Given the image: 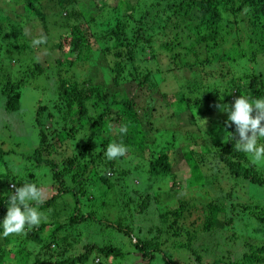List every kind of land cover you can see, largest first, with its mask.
I'll use <instances>...</instances> for the list:
<instances>
[{"label":"trees","instance_id":"obj_1","mask_svg":"<svg viewBox=\"0 0 264 264\" xmlns=\"http://www.w3.org/2000/svg\"><path fill=\"white\" fill-rule=\"evenodd\" d=\"M18 1L33 11L42 34L49 40L51 28L40 0ZM52 1L59 12L54 29L60 30L61 34L56 46L63 54L74 56L72 65H78L77 61H89L93 48L98 46L97 50L109 59L101 68L111 78L112 86L94 81L91 72L81 80L61 76L56 83L57 95L52 105L39 103L36 107L34 124L38 129L39 145L28 158L40 161L43 152L52 155V148H61L65 141L72 142L70 155L59 160L44 159L45 165L51 167L56 187L38 206L43 214V209L54 210L56 201H61L66 214L62 223H55L54 219L63 215L49 213L38 227L30 230L26 227L25 234L17 235L15 239L0 236V264H88V256L94 250L105 257L122 255V249L110 242H80L81 231L77 227L87 223L85 229H88L93 227V222L124 232L145 261L154 257L153 251H159L163 261L158 264H264V244L251 242L255 245L251 246L246 240L245 244L251 248L245 245L247 249L242 255L228 262L207 259L201 254L211 251L209 246H203L204 234L212 237L220 231L223 236L225 232L221 229L231 228V237H236L242 226L264 222V201L247 198V203L239 204L244 214L232 210L238 205L235 200L239 198L240 184L245 181L264 185V160L253 163L247 154L236 151L233 134L238 138V133H235V125L226 126L227 118L220 123L214 119L215 127L202 134L204 141L200 144V152L204 156L194 161L187 182L188 188L198 189L209 176L214 181L212 186L218 188L219 174L226 175L232 185L221 193V197H216L219 199L178 198L173 205L167 206L163 201L162 210L158 212L157 209L155 216L159 222L148 226L146 231L143 227L138 228V236L121 220L114 223L109 218L92 219L83 201L94 198L87 190L88 184H96V196L109 200L114 179L116 183L129 182L126 179L133 176L136 169L148 173V177H154L157 183L170 178L171 187L175 186L173 168L179 157L177 146L190 140L197 143L195 140L201 137V132L185 136L175 128L165 129L166 126L161 125L164 122L160 119L162 116H171L177 121L180 118L177 113L163 112L164 108H175L177 103L189 110L197 107L193 110L199 117L213 109L220 112L221 108L216 105L227 107L240 95L264 98V0H92L100 11L90 19L77 9L78 0ZM6 20L8 17L0 15V47L4 45L5 36L11 38L13 35L12 26L9 33L4 32L9 27ZM19 30L23 32V28ZM32 39L24 37L20 46L16 39L6 42L11 47L25 49L31 47ZM55 63L63 66L59 59ZM66 67L73 68L68 64ZM25 69L33 76L42 72L37 61ZM177 73L188 74V77L182 75L178 90L160 89V84L166 80H177ZM27 76L24 73L19 79L12 78L0 60V92L5 110L19 108L20 91ZM128 82L136 85L130 95L124 90ZM61 114L65 115L58 119ZM67 119L71 125L67 129L60 127L59 124L67 123ZM124 124L128 126L127 134L120 135L118 128ZM154 132L159 136L164 134L158 142L151 136ZM71 133L72 137L68 138ZM112 142L128 148L127 164L122 157L106 158L104 151ZM258 144L264 145V138L259 139ZM192 153L195 155L196 151L192 150L185 157H193ZM7 154L9 151L0 143V162L7 164L4 160ZM206 170L213 174L209 175ZM9 172L0 171V233L8 199L15 191L9 184L19 187L34 179L29 175L19 179ZM134 191L143 196L134 207L137 215L149 208V197L159 202V191L153 195H149L148 187L146 190L136 187ZM65 193L72 197V203ZM117 201L110 202L119 205ZM129 201L132 202V198ZM122 204L120 208H123ZM169 238L174 240L173 250L189 252V261L185 258L177 263L172 256H167L169 250L160 249ZM17 242L24 244L16 249L14 245H20ZM80 243L83 251L77 253ZM95 263H100V259Z\"/></svg>","mask_w":264,"mask_h":264},{"label":"rangeland","instance_id":"obj_2","mask_svg":"<svg viewBox=\"0 0 264 264\" xmlns=\"http://www.w3.org/2000/svg\"><path fill=\"white\" fill-rule=\"evenodd\" d=\"M105 1L110 2L114 0ZM40 3L44 12L48 15V23L51 28L50 39L46 44H42L38 47H33L30 42V48L27 47L25 49H17L9 46L6 41L16 39V44L20 46V44L24 42V37L26 40L38 37L40 34H42V30L33 11L24 7L22 2H17V0H0V15L8 17V20L5 21V24H9V27H7L4 32L9 33V31H11V26L13 27L11 32L13 35L11 38H9V35L5 36V39L2 42L4 45L3 47H0V60L2 61L3 69L12 78L16 79L22 77L24 73L29 75L25 78L24 85L21 88L20 104L17 110L8 111L4 109V97L0 92V143L3 149L9 151V154L4 157V160L7 161V164L0 162L2 165L0 167V171L4 173L10 171L9 173L16 174L19 179H23L28 175L33 177L34 179L31 181V183H35L38 187L43 189L46 199L51 195V192L55 190L56 185L53 183L52 173L50 170L51 167L47 164L45 165L44 159L49 157L59 160L67 155H70L72 153V142L70 140L65 141V143H62L61 148H52V155H47L46 152H43L41 155L42 160L40 161H37L31 157L28 158V156L32 154L33 150L39 145L38 129L34 124L36 107L39 106V103L52 105V101L57 95L56 83L58 78L61 76L66 79L71 77V80H81L86 77L88 72H91L94 81L96 82L104 83L106 86H112V81L111 78L108 77L107 72L101 68L103 65L105 66V64H107L109 59L107 57V61V59L103 57V54L97 50L98 46L93 48L94 50L89 61H77L79 62L78 65H72V63L75 61L74 56L68 53L63 54L64 52H62V50L56 46L59 36L61 35L60 30L54 29L55 26L53 25L55 23L54 21L59 19L58 8L56 7L57 5H55L52 0H40ZM77 5V9L81 10V13L85 15L86 19H90L91 16H97L99 14L100 10L97 9L96 4L92 0H78ZM20 27L23 28V32L25 34L19 30ZM96 52H98L97 55H95ZM58 59L63 63L62 67L58 65L56 66L55 61ZM105 60L107 62H105ZM36 61L40 64L42 72L33 76L30 75L25 68L29 65L32 66V64H34ZM69 61L72 62L68 63ZM163 62L166 63L165 60ZM67 64L69 66H73V68L70 70L69 67H66ZM182 75L188 77V74L177 73V80H166V82L160 84V89H167L170 92L178 90V86L182 80ZM135 86L136 85L133 82H128L124 85V90H127V93L130 95L132 94L133 90H135ZM160 98H158V100L163 102V100ZM194 108L197 107H192V109L189 110L186 106L184 107L181 105V103H177L175 108H171L170 106L169 108H164L163 112H167L169 114L177 113L180 118L179 121L171 116L166 118L165 115L160 118L162 121L164 119V122L161 125H165V129L167 127L175 128L177 131H180L182 135L186 136L187 134H199L201 132V137H197L195 140L197 143H194L192 140H190L186 141V143H179V146L181 145L180 148L177 146L179 157L177 158V162L173 168L176 173L177 183H175V186L173 188L171 187L170 178H167V180H159L157 183V181L155 182L154 177H148V173L141 172L139 169H136V172H132L133 176L126 179L129 182L121 181L120 183L119 181L116 183V179H114L113 187L108 193L109 200L104 199L106 197L102 198L96 196L98 194V188L96 187V184H88L87 190L94 194V198L87 200L84 199L83 201H85V205H87L86 210H89L88 213L92 215V219L93 217L104 220L109 218L114 223H116L118 220H121L123 225H130L133 234L138 236V228L143 227V231H146L148 226L159 222L158 218L156 219L155 216L157 214V209L158 212L162 210L163 201V205L167 206L169 204L173 205L178 198L197 199V201L219 199L216 197H221V193H224L229 189L232 183H230V180L227 179L226 175L222 174H219L218 179H216L219 184L218 188H214L212 186L214 181H212V177L209 178L208 175L207 182H205L204 185L198 189L187 187V182L190 178L191 166L197 158L204 156L200 152V144L202 145L204 141V135L202 138V134H205L207 129L215 127L213 123L214 119H217V122L220 123L227 118V112L223 111L222 109L220 112H217L216 109H213L208 111V113L198 117V114H194ZM64 115L65 114H61L57 118L59 119ZM67 121L68 122L65 124H59L60 127L65 126L67 129L71 125V122H69L68 119ZM173 124H175V127H172ZM216 132L219 131L216 130ZM160 135L161 136H159L158 132H154L151 136L154 138V140H156V142H158L161 140L162 135L164 134L160 133ZM71 137L72 133L68 138ZM215 139H217V137H215ZM149 150L151 151L153 149L149 148ZM192 150L196 151V154L194 155L192 153L193 157L188 156V158H186L185 156L189 155ZM122 158V161L127 164V153ZM207 172H209V175L213 174L212 171ZM221 173L225 174V172ZM250 184L251 183L244 181L243 184L239 185L240 189L237 190L239 198L235 200L238 202V205L232 209L234 212L244 214L242 213V207L239 206V204L247 203V200H249L247 198H251L259 202L264 201V185L256 186L255 184ZM15 185L16 184L13 183V187L9 185V188L14 189ZM134 187L144 190H146L148 187V191L150 192L149 195L158 194L159 191V202L156 200L154 201V199L149 197V208L137 215L134 213V207L140 202V198L143 196L142 194L141 196H138V194H136L134 191ZM65 195L67 196L66 199L72 203V197L66 193ZM129 198H132V202L129 201ZM117 199V202H120V204H113ZM56 202L57 204L54 210L45 208L42 210V212L46 217L49 215V213L51 215H58V213L63 215V217H57L54 219L55 223H62L66 213L60 204L62 202ZM121 203L124 205L123 208H120ZM126 203H129V205H126ZM91 224L93 227H89L88 229H85V227L88 226L87 223H82L81 226L77 227L81 231V243L84 244L85 241H92L97 244L110 242L120 247L123 254L117 257H105L94 250L88 256V264L162 263L163 259L161 252L153 251L155 253L153 255L154 257H151L149 261H145L142 259L141 254L133 247L131 238L125 235L124 232L117 231L113 227L107 228L103 225L100 226L101 224L97 222H93ZM256 224L257 223L254 222L247 226H242L240 233L236 230L239 234L236 237H231L233 232L231 228H222L221 230L225 232L223 236H221L220 231H217L212 237L204 234L202 237L203 246H209L211 251L207 254L201 253L202 256L211 260L219 259L228 262L230 259H237L240 257L244 249H247V247L245 248V245L248 246L249 244H245V240L250 244L251 242H255L258 245L264 244V222L258 225ZM153 231H155V229H153ZM2 232L0 234H2ZM45 234L43 233V235ZM0 236L2 237V235ZM10 236L15 239L17 235ZM17 239L19 240L20 238ZM169 239L162 244L160 249L169 250L167 256H172L177 263L183 262L185 258V260L189 261L190 258L187 255L189 252H186L185 254L183 249L173 250L172 246L175 245L174 240ZM81 243L77 244V251L75 252L79 253L83 251ZM17 244L20 245H14V248L16 249H18V247L21 248L24 243L17 242ZM251 246L255 245L251 244ZM248 247H250V245ZM33 248L34 246L31 245V249ZM99 259L100 263H95V261H98Z\"/></svg>","mask_w":264,"mask_h":264},{"label":"clouds","instance_id":"obj_3","mask_svg":"<svg viewBox=\"0 0 264 264\" xmlns=\"http://www.w3.org/2000/svg\"><path fill=\"white\" fill-rule=\"evenodd\" d=\"M48 38L44 34L34 37L31 41L33 47L46 44ZM39 59V58H37ZM227 112L226 126L235 125L236 151L247 154L253 163L264 160V145H259L258 140L264 138V98H249L240 95L235 98L231 105H216ZM128 126H119L118 134L126 135ZM128 152V148L122 143H109L104 151L108 160L123 157ZM13 187V183L9 184ZM15 187V186H14ZM45 193L41 187L35 183H24L15 187V191L8 199L7 213L2 220V235L4 238L10 235L25 234L26 227L31 229L38 227L47 217L39 211V205L43 204Z\"/></svg>","mask_w":264,"mask_h":264}]
</instances>
